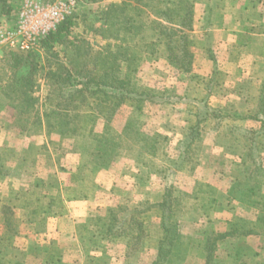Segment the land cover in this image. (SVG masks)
<instances>
[{"label": "rangeland", "instance_id": "374dc122", "mask_svg": "<svg viewBox=\"0 0 264 264\" xmlns=\"http://www.w3.org/2000/svg\"><path fill=\"white\" fill-rule=\"evenodd\" d=\"M10 1L15 3L13 14L21 0ZM126 1L131 7H127L130 12L127 10L125 14L144 11L141 15L138 11L131 31L133 36L124 38L123 32L113 34L117 26L112 27V22L117 14L113 12L115 8L110 0H82L68 41L57 43L51 50L35 56L15 49H10L13 54H5L4 50L8 48H0L1 250L8 253L15 248L6 256L22 257L26 245L41 240L35 231V223L38 214L49 211L48 201H102L98 204L101 206H95L97 220L90 234V244L104 247L106 243L112 247L113 264H151L164 231L163 221L170 219L177 221L179 236L171 259L165 264H264V205H261L264 184L261 194H253V179L242 176L241 168L235 164L237 153L244 152L241 147H250L251 141L237 133L230 138H220L219 122L216 131L212 130V123L207 124L198 141L187 146L185 141L191 124H178L180 103L185 101L182 87L186 88V82L177 79L178 74H174L177 69L165 67L162 74L160 71L164 69L160 66V71H154L151 65L140 62L136 56L131 59V50L128 53L124 49L134 45L130 38L136 39L143 31H148V25L154 23L157 28L152 15L169 23H179L184 15H190V9L195 11L199 0H182L183 3L181 0H124L117 4L118 7L128 6ZM12 14L9 17L0 6V30L14 24ZM172 36L174 46L181 47L179 34ZM162 38L165 53H170V49L173 53L171 36ZM69 41H76L78 48ZM108 41L119 59L122 60V54L127 57L126 66L128 62L132 63L130 71L125 66L124 72L119 73V78L127 71L129 74L130 79L124 80L123 87L132 97L140 91L147 92L150 94L147 103L140 105L131 98L123 102H120L121 98L105 102L104 99L108 100L120 83L115 77L116 72L109 74L114 78L108 77L101 98L97 100L85 92L63 95L59 90L52 71L63 64L70 65L77 51H82L83 56L92 61L88 68L100 67V72H104L105 64L99 58L110 56L105 51ZM188 48L192 49V43ZM99 51L102 54L97 57ZM189 58V62L185 60L188 69L183 68L184 72L190 71L193 63L192 55ZM200 80L203 85L197 84L199 88L204 87L205 82L206 87L214 88L212 93L220 89L216 78ZM153 89L164 95L152 100L156 97H153ZM217 95L209 93L197 103L200 105L202 101L201 107L217 108ZM151 101L155 103H149ZM57 103L61 104L60 110L55 108ZM239 112L249 114L243 110ZM169 122L177 123V126L169 125ZM225 124L228 127L229 121ZM245 125L259 129L262 122L253 118L245 121ZM256 140L264 164V133ZM119 153L129 155L131 160L121 159L116 155ZM111 157H114L113 167L106 173L105 167ZM153 159L155 163H152ZM82 163L86 164V172L78 173ZM154 165L158 169L157 175L148 172L155 169ZM122 168L124 171L131 169L133 173H120ZM226 168H231L230 172L221 176ZM200 178L204 183L198 180ZM110 184L113 187L110 188ZM221 186L224 192L219 190ZM104 201H113V205L106 208ZM6 205L14 206L17 217L25 211H22V205L27 207L31 214L25 219L30 222L16 218L15 225L4 227L3 215L8 213L6 208L3 209ZM79 205L75 206L76 211ZM34 207L41 209L33 215ZM100 216L107 218L106 227L102 224L103 218L98 219ZM232 230L243 234V244L238 235L220 238L222 233ZM140 234L141 242L136 243ZM237 250H242L239 258L233 254Z\"/></svg>", "mask_w": 264, "mask_h": 264}, {"label": "crops", "instance_id": "0c3cea01", "mask_svg": "<svg viewBox=\"0 0 264 264\" xmlns=\"http://www.w3.org/2000/svg\"><path fill=\"white\" fill-rule=\"evenodd\" d=\"M123 1L116 3L117 1L110 0V4H122ZM180 3L183 1L181 0ZM192 10L190 9L189 16L186 15V20L188 19L186 24L182 21L169 23L152 15L153 20H156L159 26L162 25L164 30L167 28L169 32L179 34L182 39L181 49L186 45V53L183 49L177 51L173 36L169 40L175 47L173 53L175 52L178 59H184L183 56L186 55L185 60L189 62L190 58L187 55H192L193 63L190 71L184 72L180 64L171 62L170 54L165 53L166 49L162 48L164 47L161 45L162 41L158 39L159 30L158 27H154V23L151 22L152 24L147 26L148 31L142 32V35L150 39V44L156 47L154 53L146 57L143 63L151 65L154 71L155 69L160 71V66L163 67L164 70L160 71L162 74L165 73V67L177 69L174 73L175 76L178 74L177 79L186 82L184 84L186 88L182 87L185 91L182 95L185 101L180 103L182 107L179 109L178 124L195 122L199 108L197 100L208 96L209 93L211 95L218 93V99H215L218 103L217 107L255 113L260 95L259 84L264 81V0H199L195 5V11ZM210 10L214 11L211 15L215 13L212 23H209ZM190 43H192L191 50L188 48ZM144 53L149 55L148 52ZM158 74L156 72V75ZM156 75L152 76L156 77ZM212 78H216V84L220 82V89L214 90L216 93H212L214 88L206 87L205 82L204 87L197 86V84H200V87L203 85L199 79ZM153 90L156 97L152 100L164 95L160 90ZM143 103L147 101H143L140 105ZM168 124L177 126V123ZM116 155L123 160L130 159L127 154ZM113 158L111 157L108 167H105L106 173L109 172L108 168L113 167ZM133 158L134 156L132 162H134ZM152 163H155L154 159ZM230 169L226 168L220 175L227 174ZM148 172L157 175L158 169H150ZM120 173L133 172L131 169L124 171L122 168ZM204 173L208 172L204 171ZM198 180L204 183L202 178ZM222 188L219 187V190L224 192L225 189ZM48 203L51 205L49 211L38 214L35 223V231L39 233L41 240L36 244L26 245L22 257H16L18 260L8 256L4 264H113L112 247L110 248L106 243L104 247L90 244V234L93 233L97 220L94 215L95 208L101 206L98 204H102V201H48ZM104 203L107 205L106 208L113 205V201H104ZM77 204L80 205L76 211ZM105 216L98 218H103L104 227L108 222ZM12 249L14 251L15 248ZM13 251L7 252L10 255Z\"/></svg>", "mask_w": 264, "mask_h": 264}, {"label": "trees", "instance_id": "16d2710c", "mask_svg": "<svg viewBox=\"0 0 264 264\" xmlns=\"http://www.w3.org/2000/svg\"><path fill=\"white\" fill-rule=\"evenodd\" d=\"M140 2V1H139ZM124 3V1H123ZM15 3H11L10 0H0V6L2 11L9 15V17L12 14L13 8L15 7L14 5ZM126 4L128 6L123 7V8H119L117 4H112V8L114 7L115 9H113V12L117 15H114V20L112 23V27H116L114 28L112 31L113 34L115 33H119L121 34V32H123L124 38L129 37V36H133L132 34V29L134 26V21L136 20V18L141 15V13H144V11L140 10H136L135 15H132V13L130 14H125V12L129 9L127 7H131V4L128 3V1H126ZM153 8H155L154 6H152ZM138 11H139V15H138ZM122 14V17H121ZM132 15V16H131ZM76 16V12L67 17L64 21H62V23L58 26V28L49 33L48 35H46L45 37H43L40 40V51H28L27 54H32V56H35V54L40 53L41 51H49L52 48H54V45L60 42H65L68 41V37L71 34V29L72 26L74 24V18ZM121 20H120V18ZM169 18V16H167ZM123 18V19H122ZM187 16L184 15L182 17V23L186 24V22L188 21V19L186 20ZM117 20V21H116ZM114 25V26H113ZM158 25V24H157ZM159 33H158V38L159 41H161L163 38L165 37V35L167 37H170L172 35H174L173 32H169L167 30V28L164 30L162 25L161 26H157ZM161 34H165V35H161ZM116 36V34H115ZM108 39V38H107ZM129 39V38H127ZM150 41V39L146 38L144 35H140L134 39L133 37L130 38V43L134 44V45H129L126 46L124 49L126 50V52H128V50H131V54L133 55L131 57V59L136 56L137 59L139 58L140 62L143 61L146 57L152 55L154 53V48L152 47V45L148 42ZM186 41V40H185ZM187 42V41H186ZM69 43L72 44H77L76 41H69ZM146 44V47L142 48L143 45ZM77 48L79 45H76ZM114 46L112 45V43L110 41H108L106 43V47H105V51H108V55L110 54V56H106L104 59L103 57L99 58L100 60H103L102 63L105 64V70L104 72H100L102 70H100V67H91L88 68L89 66L92 65V61H88L86 59L85 56H83L84 54H82V51H77L76 52V58H73V61L70 63V65L68 64H63L60 68H58L55 71H52L53 76H56V80L59 84V90L61 91V93L64 94H69V95H73V94H77L80 95V93H88L90 95L91 98L93 99H98L101 98V92H102V88L104 87V85L108 82V77L110 78H114L113 76H109V74H112L111 72H116L115 77L119 78V73L122 71V73L125 70V63L124 61L127 59V57L122 54V60L119 59L116 56V52L113 50ZM175 47H173L174 50ZM186 45H184L182 47V49L184 50V53H186ZM181 47L177 48L178 50H182ZM13 51H11L10 49H5L4 53L5 54H11ZM144 52H148L149 55H145ZM169 52V51H168ZM17 53V52H16ZM129 53V52H128ZM175 53V52H174ZM174 53H168L170 54V59L171 62L173 61L174 64H177V62H180V66L182 68H184L185 70H187L188 68L186 67V63H185V59H187L186 55H184L183 57H185L184 59H178L177 55ZM13 54V53H12ZM96 54L97 57L101 56V51L97 52ZM189 57V54L187 55ZM111 57H113V59H111ZM4 58V57H3ZM83 60V61H82ZM127 61V60H126ZM172 62V63H173ZM112 65V66H111ZM127 70L130 71L132 69V63L128 62V65L126 66ZM99 70V71H98ZM127 71V73H128ZM124 73L123 77L119 78L120 79V83L119 85L114 89V91L112 92L110 98L104 99L105 102H111L113 100H118L119 98H121L120 102L125 101V99H132L138 103H142L143 101H148L150 99V94H148L145 91H140L138 92L134 97H132L131 92H129L126 88L123 87V82L124 80L127 79V81L130 79L129 78V74ZM126 74V75H125ZM118 76V77H117ZM62 82V84L60 83ZM64 83V84H63ZM69 86V87H67ZM259 89H260V95H259V99H258V109L255 113L253 114H244L242 112H239L238 110H233L231 109L232 112H230V109H224L221 107H217V108H212V107H208L207 105H203L202 107L200 106L201 103L204 102H200L199 105V109L197 111V120L194 124H191L190 128H189V137L188 139L185 141V143L187 144V146H190L192 143L198 141V138L202 132V129H204V127H206L207 124L212 123V130L214 129L216 131V129H218V124L220 122V138L221 137H231V135L237 133L240 135H243L245 137L248 138L250 142V147L248 148H242L241 149L244 151L242 152V154H238L237 153V159L235 160V164L237 166H239L241 168L242 176L246 175L248 176L250 179H253V187H252V192L253 194L257 195V194H261L262 192V186L264 184V164L262 162V158L259 155L260 151L258 150V147L256 146V137L261 134L264 133V81L262 83L259 84ZM68 90V91H67ZM132 90V89H130ZM152 95V94H151ZM156 96V94L154 93L153 97ZM68 97V96H67ZM66 98V97H65ZM152 98V97H151ZM206 99V98H205ZM103 100V98H102ZM50 104V102H49ZM110 104V103H108ZM111 106V105H110ZM53 107V106H52ZM56 110H60L61 109V104L57 103L55 105ZM108 109V106L107 108ZM51 110V109H50ZM53 111V110H52ZM48 112V111H47ZM47 116H49V112L47 113ZM256 119L262 122V125L259 129H254V128H248L245 125V121L247 120H252V119ZM229 121V126L227 127L225 122ZM215 124V125H214ZM239 147V145H237ZM240 148V147H239ZM257 150V152H255ZM240 153V152H239ZM258 155L260 156V158L258 157ZM84 168V169H83ZM86 164L82 163L79 165L78 167V173H81L82 171L86 172ZM245 177V176H244ZM252 202H256V201H252ZM29 204V203H26ZM259 204V203H258ZM264 205V202L261 204ZM22 211L25 210L24 212H22L18 217L16 216L18 213L15 211L14 206L11 205H6L3 209H7L6 211L8 212L6 215H3V223H4V227H8L11 228L13 225H15V221H17L16 218L20 219L21 222L27 221V218L25 219V217H28L27 215L31 214L29 213L28 210H26V208H24V206L22 205ZM261 208V206H260ZM41 209L40 208H32V214L34 215V213H36L37 211H39ZM5 211H3L4 213ZM23 215H25L23 217ZM163 221L164 223L163 225V233L161 236V239L159 241V246H158V252L156 254L155 259L153 260V262L151 264H165L168 261H170L171 259V253H172V249L173 246L179 236V230H178V226L176 224L177 221ZM114 229V228H112ZM141 233V232H140ZM143 234V233H142ZM241 236V241L242 244L243 242V234L239 231L236 230H232L229 232H224L220 235V238H226V237H230V236ZM140 237H142V235L140 234L138 237V240H136V243H140ZM131 250V248H130ZM128 250V251H130ZM132 252H136V251H132ZM234 252V251H233ZM129 254V253H128ZM236 257L239 258V255L242 254V250H237L233 253ZM212 256V254H209V256ZM7 256L6 253L4 251L1 250L0 248V264H4L5 262H7ZM230 259H235V258H230Z\"/></svg>", "mask_w": 264, "mask_h": 264}, {"label": "built area", "instance_id": "2783aa9c", "mask_svg": "<svg viewBox=\"0 0 264 264\" xmlns=\"http://www.w3.org/2000/svg\"><path fill=\"white\" fill-rule=\"evenodd\" d=\"M81 2L82 0H21L12 14L14 24L0 30V48L39 51L40 40L77 12Z\"/></svg>", "mask_w": 264, "mask_h": 264}]
</instances>
